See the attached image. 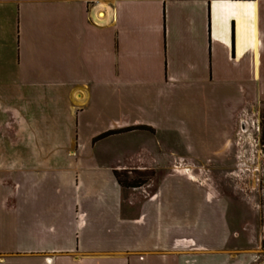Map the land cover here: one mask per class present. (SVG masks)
<instances>
[{
  "label": "crops",
  "instance_id": "obj_1",
  "mask_svg": "<svg viewBox=\"0 0 264 264\" xmlns=\"http://www.w3.org/2000/svg\"><path fill=\"white\" fill-rule=\"evenodd\" d=\"M262 60L264 0H0V264H264L187 176L227 156Z\"/></svg>",
  "mask_w": 264,
  "mask_h": 264
},
{
  "label": "rangeland",
  "instance_id": "obj_2",
  "mask_svg": "<svg viewBox=\"0 0 264 264\" xmlns=\"http://www.w3.org/2000/svg\"><path fill=\"white\" fill-rule=\"evenodd\" d=\"M261 63L259 77L244 95L243 104L234 112L233 137L228 143L227 156L208 162L187 175L203 183L212 199L220 203L226 213L229 227L227 247L233 248L229 253L234 260L248 258L255 263H264V60ZM148 141L135 137L111 139L101 143L99 148L117 155L125 149L134 151L139 144ZM162 143L169 146L165 140ZM161 152L159 156L164 153ZM173 163L180 167L191 162L175 160ZM125 173L127 178L121 176L122 181L140 184L148 194L154 191L161 176L158 171Z\"/></svg>",
  "mask_w": 264,
  "mask_h": 264
},
{
  "label": "trees",
  "instance_id": "obj_3",
  "mask_svg": "<svg viewBox=\"0 0 264 264\" xmlns=\"http://www.w3.org/2000/svg\"><path fill=\"white\" fill-rule=\"evenodd\" d=\"M114 133H116V132H106V133L102 134L99 138H103V137H106V136L114 134ZM114 175H115L117 181L124 187L136 188V187H140L141 186L140 184H137L135 182H130V181H126V180H125V182L122 181L121 176H124V177L127 178V176H126L127 173H125V172H119V173L118 172H114Z\"/></svg>",
  "mask_w": 264,
  "mask_h": 264
}]
</instances>
